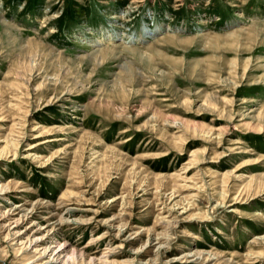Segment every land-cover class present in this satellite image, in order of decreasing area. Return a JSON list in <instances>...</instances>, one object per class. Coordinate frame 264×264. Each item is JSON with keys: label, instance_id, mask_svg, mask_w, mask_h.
Wrapping results in <instances>:
<instances>
[{"label": "rangeland", "instance_id": "rangeland-1", "mask_svg": "<svg viewBox=\"0 0 264 264\" xmlns=\"http://www.w3.org/2000/svg\"><path fill=\"white\" fill-rule=\"evenodd\" d=\"M0 264H264V0H0Z\"/></svg>", "mask_w": 264, "mask_h": 264}]
</instances>
